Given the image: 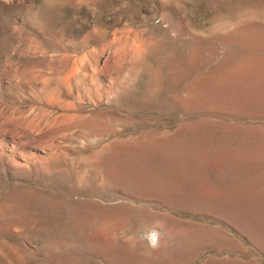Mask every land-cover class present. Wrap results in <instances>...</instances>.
Here are the masks:
<instances>
[{"label": "rangeland", "instance_id": "obj_1", "mask_svg": "<svg viewBox=\"0 0 264 264\" xmlns=\"http://www.w3.org/2000/svg\"><path fill=\"white\" fill-rule=\"evenodd\" d=\"M0 264H264V0H0Z\"/></svg>", "mask_w": 264, "mask_h": 264}, {"label": "clouds", "instance_id": "obj_2", "mask_svg": "<svg viewBox=\"0 0 264 264\" xmlns=\"http://www.w3.org/2000/svg\"><path fill=\"white\" fill-rule=\"evenodd\" d=\"M158 236H159V233L155 230H152V231H149L147 234H146V239L148 240L149 244L152 246V247H156L157 246V241H158Z\"/></svg>", "mask_w": 264, "mask_h": 264}, {"label": "bare ground", "instance_id": "obj_3", "mask_svg": "<svg viewBox=\"0 0 264 264\" xmlns=\"http://www.w3.org/2000/svg\"><path fill=\"white\" fill-rule=\"evenodd\" d=\"M224 97V96H223Z\"/></svg>", "mask_w": 264, "mask_h": 264}]
</instances>
